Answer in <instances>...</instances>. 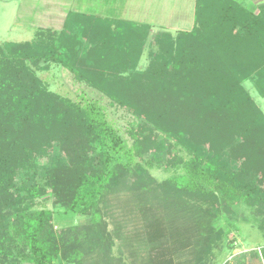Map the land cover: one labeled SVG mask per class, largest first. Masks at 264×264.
<instances>
[{
  "label": "trees",
  "instance_id": "obj_1",
  "mask_svg": "<svg viewBox=\"0 0 264 264\" xmlns=\"http://www.w3.org/2000/svg\"><path fill=\"white\" fill-rule=\"evenodd\" d=\"M151 31L72 13L0 44V264H212L243 202L264 237V112L244 86L264 98V6L196 0L194 28L157 34L141 71ZM51 65L137 117L132 144L96 103L51 92ZM49 194L88 222L55 230Z\"/></svg>",
  "mask_w": 264,
  "mask_h": 264
},
{
  "label": "rangeland",
  "instance_id": "obj_2",
  "mask_svg": "<svg viewBox=\"0 0 264 264\" xmlns=\"http://www.w3.org/2000/svg\"><path fill=\"white\" fill-rule=\"evenodd\" d=\"M41 0H0V44L6 42H31L39 30L33 24L41 23L37 20L39 9L42 8ZM155 4L154 13L157 12L161 21L157 24L158 30L153 29L146 43L143 56L139 63V70H145L150 62V54L157 50L154 45V38L157 34L165 30L175 34L177 31H190L195 25V3L196 0H153ZM158 1V2H157ZM250 10L258 13L264 0H238ZM164 2V3H163ZM17 10L21 15H17ZM152 14V13H151ZM46 23V22H44ZM46 24L41 25L45 27ZM38 76L48 86V89L75 103L86 105L96 103L99 105L107 120L117 129L118 133L129 145L132 140L129 130L136 128L140 120L133 116L126 109L112 104V102L102 93L88 87L84 83L76 80L75 76L59 65H51L48 70H38ZM245 88L264 112V98L261 97L254 85L253 80L244 83ZM55 150L48 156L38 159L40 166L39 174L43 168L50 164L55 154ZM176 154L187 157V154L176 149ZM150 175L157 181L162 182L173 176L174 170H163L161 168L150 169ZM39 178H41L39 176ZM38 178V180H39ZM42 183V181H41ZM37 208L48 209L53 212V225L55 230L82 225L88 222V218L77 214H69L59 205L55 204L54 197L49 194L38 200ZM225 219L230 220L233 226L227 224ZM260 218L255 209L246 202L235 207L232 216L223 218L218 226H223L229 230V235L221 249L216 250L212 264H263L262 260L253 258V253H260L264 247V237L259 229ZM230 226V227H229ZM113 228V227H110ZM116 250V249H115Z\"/></svg>",
  "mask_w": 264,
  "mask_h": 264
},
{
  "label": "crops",
  "instance_id": "obj_3",
  "mask_svg": "<svg viewBox=\"0 0 264 264\" xmlns=\"http://www.w3.org/2000/svg\"><path fill=\"white\" fill-rule=\"evenodd\" d=\"M40 3L42 8L39 9L37 20H41V23L33 25L43 30L61 31L72 13L87 14L101 20L147 24L152 30L157 29V24L161 21L159 14L154 13L153 0H41ZM17 15H21V11L17 10ZM43 24H46L45 27H41ZM160 28L166 31L165 28Z\"/></svg>",
  "mask_w": 264,
  "mask_h": 264
}]
</instances>
